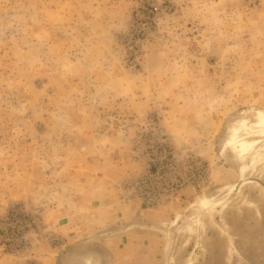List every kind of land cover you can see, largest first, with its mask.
<instances>
[{"label":"rangeland","instance_id":"1","mask_svg":"<svg viewBox=\"0 0 264 264\" xmlns=\"http://www.w3.org/2000/svg\"><path fill=\"white\" fill-rule=\"evenodd\" d=\"M0 264H264V0H0Z\"/></svg>","mask_w":264,"mask_h":264},{"label":"crops","instance_id":"2","mask_svg":"<svg viewBox=\"0 0 264 264\" xmlns=\"http://www.w3.org/2000/svg\"><path fill=\"white\" fill-rule=\"evenodd\" d=\"M218 262H221V259H220V260H218Z\"/></svg>","mask_w":264,"mask_h":264},{"label":"built area","instance_id":"3","mask_svg":"<svg viewBox=\"0 0 264 264\" xmlns=\"http://www.w3.org/2000/svg\"><path fill=\"white\" fill-rule=\"evenodd\" d=\"M155 11H157V8H155Z\"/></svg>","mask_w":264,"mask_h":264},{"label":"bare ground","instance_id":"4","mask_svg":"<svg viewBox=\"0 0 264 264\" xmlns=\"http://www.w3.org/2000/svg\"><path fill=\"white\" fill-rule=\"evenodd\" d=\"M213 207H215V206H213ZM59 260V259H58Z\"/></svg>","mask_w":264,"mask_h":264},{"label":"water","instance_id":"5","mask_svg":"<svg viewBox=\"0 0 264 264\" xmlns=\"http://www.w3.org/2000/svg\"><path fill=\"white\" fill-rule=\"evenodd\" d=\"M67 251V250H66Z\"/></svg>","mask_w":264,"mask_h":264}]
</instances>
